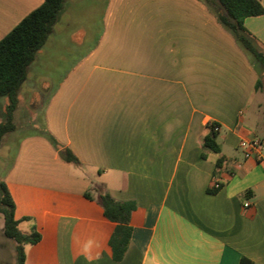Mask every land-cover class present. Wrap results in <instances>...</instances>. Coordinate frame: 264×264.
I'll return each instance as SVG.
<instances>
[{
	"label": "crops",
	"instance_id": "0c3cea01",
	"mask_svg": "<svg viewBox=\"0 0 264 264\" xmlns=\"http://www.w3.org/2000/svg\"><path fill=\"white\" fill-rule=\"evenodd\" d=\"M75 1L29 65L15 130L1 144L15 219L41 236L25 246V264H264V135L259 119L245 124L264 91L234 38L202 0H93L104 4L101 35L54 82L40 71L58 67L44 60L70 29ZM43 2L0 0V40ZM244 25L264 46V14ZM40 108L43 131L35 122L19 132L25 111ZM212 125L219 152L203 144ZM45 134L79 163L64 161ZM259 138L262 159H245L239 142ZM87 192L136 205L120 260L109 243L116 224ZM3 227L0 213V258L13 241Z\"/></svg>",
	"mask_w": 264,
	"mask_h": 264
},
{
	"label": "trees",
	"instance_id": "16d2710c",
	"mask_svg": "<svg viewBox=\"0 0 264 264\" xmlns=\"http://www.w3.org/2000/svg\"><path fill=\"white\" fill-rule=\"evenodd\" d=\"M218 24L235 40L254 67L258 80L256 89H262L264 84V46L247 30L244 25L248 17L264 14L260 0H202ZM66 0H44L43 4L26 16L10 33L0 40V98H8L5 118L0 123V147L3 137L15 130L13 113L18 105V93L27 78L29 65L35 60L37 52L46 44L64 8ZM214 125L210 133L204 137L203 144L215 152H219L216 142L217 132ZM44 137L58 150L59 156L68 163L78 164V159L67 148H61L50 134ZM218 159L217 166L222 163ZM221 187V186H220ZM217 190V189H215ZM86 198L96 200L104 209L105 217L116 224L110 238V246L115 260H120L130 242V215L136 208L134 202L116 201L108 193H100L92 197L88 192ZM0 213L4 220V235L13 240L16 251V263L25 264V246L34 245L40 241V234L23 233L19 221L15 219V203L3 181L0 180ZM240 264H252L247 258H242Z\"/></svg>",
	"mask_w": 264,
	"mask_h": 264
},
{
	"label": "rangeland",
	"instance_id": "374dc122",
	"mask_svg": "<svg viewBox=\"0 0 264 264\" xmlns=\"http://www.w3.org/2000/svg\"><path fill=\"white\" fill-rule=\"evenodd\" d=\"M93 0H76L74 6L69 11V14L65 15L69 21H71V27L67 30L60 39L57 40V44L50 48V53L46 55L44 63L57 64L54 70L40 71L42 74H50L54 82H58L63 76L69 72V70L82 60L88 52L93 48L96 43V39L102 32V12L104 10L102 6H93ZM101 3L102 0H101ZM264 84V77L262 79ZM57 84V83H55ZM264 91V87L262 88ZM8 104L6 97L0 98V122L4 120V116L1 114L2 107ZM261 104V107H260ZM5 107H3V114L6 113ZM25 111V122L27 126H22L19 132L33 130V124L41 125L44 123V108L37 109L36 113ZM248 118L245 119V124L250 127H256V118L259 119V135H264V96L257 93L256 98L253 100L248 113ZM24 118V117H23ZM39 129L43 131L44 125L39 126ZM21 130V131H20ZM16 136V135H15ZM19 136V135H18ZM12 136H9L10 139ZM14 137V136H13ZM11 140V139H10ZM259 140H261L259 138ZM4 152V146L0 147V153ZM243 152V151H242ZM11 156L3 162V167L9 166L11 162ZM1 169V167H0ZM3 177V173L0 172V178ZM3 256L0 258V264H17L16 263V251L13 241L5 243L2 246Z\"/></svg>",
	"mask_w": 264,
	"mask_h": 264
},
{
	"label": "built area",
	"instance_id": "2783aa9c",
	"mask_svg": "<svg viewBox=\"0 0 264 264\" xmlns=\"http://www.w3.org/2000/svg\"><path fill=\"white\" fill-rule=\"evenodd\" d=\"M214 131L218 132L219 131V127L214 125ZM239 147L242 149L243 151V155L245 159H249V158H256L258 160L262 159V154H261V150H262V142L258 139H242L239 142ZM216 189L220 188V184L216 183L214 186ZM249 203L246 202L245 203V207H248Z\"/></svg>",
	"mask_w": 264,
	"mask_h": 264
}]
</instances>
